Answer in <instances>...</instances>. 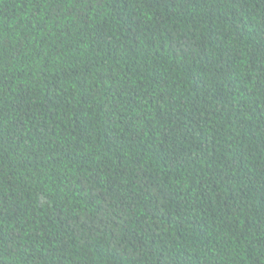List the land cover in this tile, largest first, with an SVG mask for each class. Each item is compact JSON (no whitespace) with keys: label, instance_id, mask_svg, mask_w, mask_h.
I'll return each instance as SVG.
<instances>
[{"label":"trees","instance_id":"1","mask_svg":"<svg viewBox=\"0 0 264 264\" xmlns=\"http://www.w3.org/2000/svg\"><path fill=\"white\" fill-rule=\"evenodd\" d=\"M0 264H264V0H0Z\"/></svg>","mask_w":264,"mask_h":264}]
</instances>
